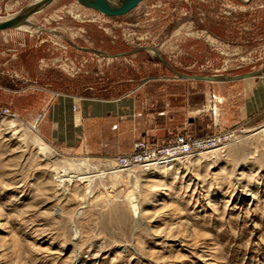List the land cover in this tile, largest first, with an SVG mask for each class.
<instances>
[{
  "label": "rangeland",
  "instance_id": "obj_1",
  "mask_svg": "<svg viewBox=\"0 0 264 264\" xmlns=\"http://www.w3.org/2000/svg\"><path fill=\"white\" fill-rule=\"evenodd\" d=\"M34 1L0 0V20ZM25 27L0 32V264H264V123L230 129L235 141L216 154L149 170L113 162L142 138L229 129L211 126L208 105L215 97L219 119L236 110L229 88L240 80L179 84L175 73L264 76V0H143L120 16L55 0ZM138 48L169 68L148 51L103 56ZM119 100L134 115L112 116L109 133L105 117L86 119L97 101ZM59 104L58 116H81L68 144L51 139L67 135L54 125ZM72 160L107 171L89 195L87 184L55 182L54 168ZM136 182L137 217L128 201Z\"/></svg>",
  "mask_w": 264,
  "mask_h": 264
},
{
  "label": "crops",
  "instance_id": "obj_2",
  "mask_svg": "<svg viewBox=\"0 0 264 264\" xmlns=\"http://www.w3.org/2000/svg\"><path fill=\"white\" fill-rule=\"evenodd\" d=\"M186 81L188 80H175V82L174 81L173 82L180 84ZM229 93L230 94L234 93V94L239 95V107L235 110L234 106H230V108L226 111V114L223 119H219L218 108H217V105L215 104L216 98L214 97L213 101L212 100L209 101L208 108L212 112L211 126L214 127V129L218 126L220 127L221 125H227V126L230 125L229 129L227 130L229 131L230 129L235 128V126H237L240 123L245 124L244 126H251V125H258V124L261 125L264 123V76L257 77V78L242 79L240 80L238 87L232 86L229 88ZM74 102L76 103V100H74ZM129 102L130 101L128 100H119L117 102L97 101L96 105L94 106V110H91L90 114L87 111H84L85 117L86 119H99V118L105 117V120L103 122V128H102L104 129L103 134L109 133L111 131L109 130L110 125L113 122H115L113 120V117H115L118 121H123L125 119L131 118L134 115V112L130 109ZM227 102L228 100L226 101V103ZM74 107L75 108L73 110L76 111L77 105L75 104ZM215 109L217 110L216 115L213 113ZM61 111H64L63 104L57 105V108L54 109L53 121H54V125L56 126V128H59V127L67 128V132H66L67 135L65 134L59 135L58 130H55L57 132H54L52 134L51 139L55 141L56 140L63 141L64 138H66L67 136V144H68L69 141L71 140V134H73V139L76 134H79V132L77 131L79 127L77 123L79 120L78 117L80 115L77 117L76 116L77 114L69 112V114L67 113V119H66L64 114L63 115L61 114V116L57 115V113H61ZM81 114H82V111H81ZM124 123L125 122H120L118 125L122 127ZM115 127H118V126L114 125L113 128ZM80 128L82 129V127ZM225 131L226 130L220 129L217 131L215 130L214 132L209 133V134H202L196 128H189V130L184 131V132L191 134L195 138H203V137L215 134L217 132L219 133V132H225ZM90 132L91 130L87 131V133H90ZM88 138L90 139V136H88ZM139 140H146V139L142 138ZM161 143L164 144L163 142ZM89 149L93 150V147L90 146ZM94 150H95V153L98 151L97 153H100V154L102 153L101 151H103L102 149L100 150L94 149ZM112 150L114 151V149ZM129 152L130 150L126 154H128ZM121 155H125V154H121Z\"/></svg>",
  "mask_w": 264,
  "mask_h": 264
},
{
  "label": "built area",
  "instance_id": "obj_3",
  "mask_svg": "<svg viewBox=\"0 0 264 264\" xmlns=\"http://www.w3.org/2000/svg\"><path fill=\"white\" fill-rule=\"evenodd\" d=\"M6 113L7 111L3 112V114ZM240 131H243V129ZM236 133L237 131L229 130L203 138L178 134L166 144L137 140L132 144L128 154L113 159L114 167L117 170L126 171L130 168L149 170L154 167L169 166L188 156L224 148L227 144L235 141Z\"/></svg>",
  "mask_w": 264,
  "mask_h": 264
},
{
  "label": "water",
  "instance_id": "obj_4",
  "mask_svg": "<svg viewBox=\"0 0 264 264\" xmlns=\"http://www.w3.org/2000/svg\"><path fill=\"white\" fill-rule=\"evenodd\" d=\"M55 0H41L36 3H31L29 6H27L25 9L10 15L6 18H3L0 20V32L10 29H18L19 26L25 25L29 23V19L39 11H41L44 7L48 6ZM77 4L82 6L83 8L93 10L95 12L107 15V16H120L125 15L128 13L131 9L135 8L141 1L143 0H74ZM250 1V0H247ZM113 9H118L117 14H112L111 11ZM82 51H88L87 49L80 48ZM140 51H152L157 59L162 62L163 64L168 67V64L163 60L162 56H160L156 50L152 48H138L134 49L132 51L126 52V53H119L116 55H108L103 54L108 59H113L116 57H123V56H129L136 54ZM94 53L99 54V52L94 51ZM169 68V67H168ZM260 72L255 73H249L244 74L240 76H235L231 78H225V77H219V76H188V75H182L179 73H175L177 76V79L180 80H195V81H206V82H223V81H238L246 78H251L259 74Z\"/></svg>",
  "mask_w": 264,
  "mask_h": 264
},
{
  "label": "bare ground",
  "instance_id": "obj_5",
  "mask_svg": "<svg viewBox=\"0 0 264 264\" xmlns=\"http://www.w3.org/2000/svg\"><path fill=\"white\" fill-rule=\"evenodd\" d=\"M39 1H41V0H35L33 3H36ZM117 12H118V9H113L111 11L112 14H117ZM26 25L24 23L23 25L19 26L18 28H26L28 30V28L25 27ZM149 52L154 54L152 51H149ZM262 128H264V127H262ZM249 131H251V130H249ZM249 131H247V132H249ZM260 132L264 133V129L261 130V128H260ZM32 141L33 142H31V143L33 144V146H35L38 149L39 153L43 156V158L49 159L52 157L50 149L40 139L35 137V139ZM230 145H232V144H227L225 147H229ZM219 151H220L219 149L218 150H212V151L202 153V154H216ZM112 164H113L112 162L106 161V164L104 165V167L108 168V170L109 169L113 170ZM99 169L100 168L98 166H93L87 160H85V161H73V160L67 161L64 165L61 166V168H54L55 175H56V181L55 182H57V185L59 188L63 187L67 183L71 184L74 181L79 182L81 184H87V187H86L87 195H89L91 192V187H92L94 180L96 178H103L107 172V171L106 172L100 171ZM121 171H123V170H121ZM114 176H116V174H114ZM137 186H138V184L136 182L135 185L132 187L133 188L132 192H129V195H128V201L130 204V208H131L135 217H137L139 214V208H138V204H137V200H136V196H135V195H137V189H136Z\"/></svg>",
  "mask_w": 264,
  "mask_h": 264
}]
</instances>
